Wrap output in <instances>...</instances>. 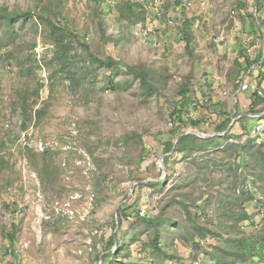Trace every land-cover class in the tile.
Masks as SVG:
<instances>
[{"label": "rangeland", "instance_id": "rangeland-1", "mask_svg": "<svg viewBox=\"0 0 264 264\" xmlns=\"http://www.w3.org/2000/svg\"><path fill=\"white\" fill-rule=\"evenodd\" d=\"M179 1L0 0L65 32L59 51L37 16L0 29V264H264L237 244L264 245V107L216 129L264 86V0ZM191 129L212 141L177 142L165 174L164 142Z\"/></svg>", "mask_w": 264, "mask_h": 264}, {"label": "trees", "instance_id": "trees-1", "mask_svg": "<svg viewBox=\"0 0 264 264\" xmlns=\"http://www.w3.org/2000/svg\"><path fill=\"white\" fill-rule=\"evenodd\" d=\"M178 3L180 4V1ZM32 16H37V18L40 19L41 22H43V24H46L50 27V33H51L50 35L52 38V42L54 43L55 47H57L60 51V49L65 46L64 28L61 26H58L57 24H55L53 22L52 17L47 13L46 9H44L43 11L41 10V12H39V13L38 12L34 13L33 11H30V10H27V11L11 10L9 7L0 4V29L7 27L8 28L7 31H9V33H12L15 31V21L16 20L28 19ZM256 27H257V25H256ZM86 47L88 49V45ZM90 55L95 62H98L99 64L106 66L107 68H110L111 70H115L119 66L125 65L122 62L121 63L117 62L113 58H109L107 60H102V59L98 58L97 56H95L94 54H90ZM125 66H126L127 71L129 73L141 78L142 83L145 86H147V88L153 90L152 85L150 84V82L148 80V75L144 70L139 69L137 66H129V65H125ZM260 73H261V71L258 74L259 76H260ZM260 87H261V84L258 85L257 89H259ZM181 93H182V101L179 102L175 106L174 112L172 113L175 121H179L180 123H182L184 121L182 118V113H183L184 107L186 106V104L188 103V100H189V98H188L189 93L187 90L182 89ZM252 97H253L252 98V107L250 108V110L247 113L237 112L238 113L237 115H241V117L239 118L240 121L241 120H247V119L252 120L254 118H259V116H252V115L250 116V114L260 113V111L263 108L262 109H257V108L261 105H263L262 107H264V98H262L258 95L257 90L253 92ZM24 103H27L26 99H24ZM41 113H42V108H37V109L32 108L29 111V115L32 118L33 117H35V118L40 117ZM230 122H231V118L228 116L219 126L216 127L217 131H225L229 127ZM191 124L194 127L199 126L198 121L192 120ZM23 127L24 128L26 127V122L24 123ZM171 133L174 134V136H176V134H177L175 130H171ZM210 140L211 139L199 138V136H197L196 134L190 133V134H186V135L182 136L178 142H179V144H182L183 150H188V149L191 150V149H194L196 147L203 148L205 146V144ZM174 146L175 145H174L173 139L165 141L164 142V153H170L174 149L176 150V148H174ZM242 147H243V145L240 144V148L239 147L238 148L241 149ZM171 157H172V154H169L164 158V162L167 166L169 164ZM160 182H153L152 181V182H149V185L150 184L153 185V184L160 183ZM5 205L9 210L13 211V208L9 204L5 203ZM16 232H17V225L15 223L12 225V228H11V231L9 232V234L7 233L8 238L10 239L11 243H14V241L16 239V237H15ZM111 242H115L114 236H112ZM157 242H158V237L156 236L153 240V243L155 246H157ZM237 244L244 253L251 255V256L261 255L263 253V250H264L263 249L264 245L261 247H256L254 245V243L249 242L247 239L246 240L241 239L237 242ZM118 249H120V248H118Z\"/></svg>", "mask_w": 264, "mask_h": 264}, {"label": "built area", "instance_id": "built-area-1", "mask_svg": "<svg viewBox=\"0 0 264 264\" xmlns=\"http://www.w3.org/2000/svg\"><path fill=\"white\" fill-rule=\"evenodd\" d=\"M258 21V24L260 26V28L263 29L264 31V24L259 20V18L257 19ZM253 68H254V72H260V71H264V46H262V50H261V56H260V59L257 63H255L253 65ZM247 77V75L245 76ZM248 88H251L250 84L248 83H245L243 86H242V90H246ZM257 93L260 97L264 98V86L262 85L259 89H257ZM209 98H205V100L207 101ZM203 102V101H202ZM193 105H198V102L197 101H193L192 102ZM264 129V124H257L255 126V128H253L251 130V136H256L258 135V133H260L262 130ZM141 215H145V210H141L140 212ZM130 218V217H129ZM198 263V262H197Z\"/></svg>", "mask_w": 264, "mask_h": 264}, {"label": "water", "instance_id": "water-1", "mask_svg": "<svg viewBox=\"0 0 264 264\" xmlns=\"http://www.w3.org/2000/svg\"><path fill=\"white\" fill-rule=\"evenodd\" d=\"M250 115H253V116H261V115H263V114H250ZM240 117H241V115L237 116V117L231 122V124L229 125V127H228L224 132H220V135H226V134L229 132V130L232 128V126L235 124L236 120L239 119ZM190 133H194V134H196L197 136L202 137V138H207V137L212 136L211 134H203L201 131H199V130H197V129H191V130L186 131V132H183V133H181L179 136H177V138H176L175 141H174V145L179 141V139H180L182 136H184V135H186V134H190ZM215 133H218V132H215ZM169 154H170V153H169ZM164 157H165V155L161 157L160 162H161V165H162L163 168H164V173L166 174L165 163H164ZM137 182H145V181H144V180H141V181H137ZM130 187H131V190H132V185H131ZM102 260H103V255L101 256V262H102Z\"/></svg>", "mask_w": 264, "mask_h": 264}]
</instances>
